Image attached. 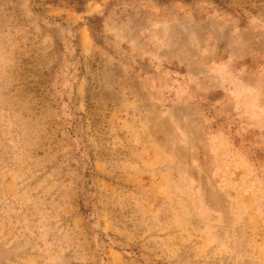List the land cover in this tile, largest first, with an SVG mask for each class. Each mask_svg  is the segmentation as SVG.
Wrapping results in <instances>:
<instances>
[{"label":"rangeland","instance_id":"rangeland-1","mask_svg":"<svg viewBox=\"0 0 264 264\" xmlns=\"http://www.w3.org/2000/svg\"><path fill=\"white\" fill-rule=\"evenodd\" d=\"M0 264H264V0H0Z\"/></svg>","mask_w":264,"mask_h":264}]
</instances>
